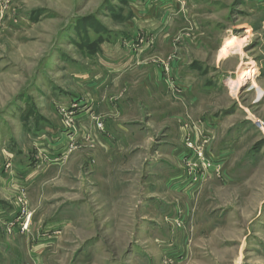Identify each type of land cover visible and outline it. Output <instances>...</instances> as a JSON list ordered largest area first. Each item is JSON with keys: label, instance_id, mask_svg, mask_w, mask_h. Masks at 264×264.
Instances as JSON below:
<instances>
[{"label": "rangeland", "instance_id": "374dc122", "mask_svg": "<svg viewBox=\"0 0 264 264\" xmlns=\"http://www.w3.org/2000/svg\"><path fill=\"white\" fill-rule=\"evenodd\" d=\"M0 212V264H264V0H0Z\"/></svg>", "mask_w": 264, "mask_h": 264}, {"label": "crops", "instance_id": "0c3cea01", "mask_svg": "<svg viewBox=\"0 0 264 264\" xmlns=\"http://www.w3.org/2000/svg\"><path fill=\"white\" fill-rule=\"evenodd\" d=\"M108 47H110V48H108ZM111 48L112 47L108 44V42L103 43V45H102V50L105 53H106V51H110ZM121 54L122 53L119 52L118 50L115 51V60L111 59V60H109L108 66L105 65L106 67H104V68H105L106 73L108 75L103 73L102 75L99 74V76L97 75L98 77H96L95 74L90 73V72L89 73L84 72V73L79 74V76H80L79 86H84L86 88V91H88V92L91 91L93 98L96 101H98V94H99V93H96L97 90L103 89V87H107V86L109 87V85H110V88L116 89L117 86L119 85V83L114 84V82L116 83V81H118L119 78L121 79L123 76L126 77V76L130 75L131 72L135 71L133 68L134 66H132L131 68L129 67L128 69H125V67L127 65H125L123 62H120L121 60L119 59ZM116 58H118V59L116 60ZM103 59H105V58H103ZM109 76H114V78H115V76L116 77L119 76V77H117L118 79L116 78L115 81L113 80L110 82V80L108 79ZM156 77H158V76H156ZM158 79H159V77H158ZM109 91H110V89H109ZM132 103H131L130 98H127L126 101H121V102L118 101L114 104V106H110V104L106 103L105 104V110H106V112H111L108 114V115H110V117H111V114L114 115L115 117H116V114H117V116H123V115H126L128 113L130 106L132 107ZM84 104L85 103L82 102V106ZM96 104H98V102ZM100 107L103 108V103L100 104ZM87 108L88 107H85L84 113L78 115L79 121L81 120L80 122H82L81 125L85 126V127L90 126V123L87 119V114H86ZM118 112H120V114H118ZM114 116L112 118L113 121H111L110 123H107V125H105V130H104L103 134L102 133L99 134V140H100L99 142L101 145L100 146L101 150L108 151L102 147L104 143H105L104 146H107L108 144L113 145V148H115V150L122 149L125 145L128 144V142L123 140V139H125L123 134L129 133V132L132 133L133 131H131V130H134V128H135V125H131L129 122H125L124 124H119V123L117 124V120H116L117 118H115ZM109 124H111L113 127H110ZM104 135H106L107 137L106 136L104 137ZM131 139H132V136H131Z\"/></svg>", "mask_w": 264, "mask_h": 264}, {"label": "bare ground", "instance_id": "6f19581e", "mask_svg": "<svg viewBox=\"0 0 264 264\" xmlns=\"http://www.w3.org/2000/svg\"><path fill=\"white\" fill-rule=\"evenodd\" d=\"M240 40L232 38V39H227L224 44H223V50L225 52H230L236 50V48L240 45ZM182 185V184H181Z\"/></svg>", "mask_w": 264, "mask_h": 264}, {"label": "built area", "instance_id": "2783aa9c", "mask_svg": "<svg viewBox=\"0 0 264 264\" xmlns=\"http://www.w3.org/2000/svg\"><path fill=\"white\" fill-rule=\"evenodd\" d=\"M201 157V156H200Z\"/></svg>", "mask_w": 264, "mask_h": 264}]
</instances>
